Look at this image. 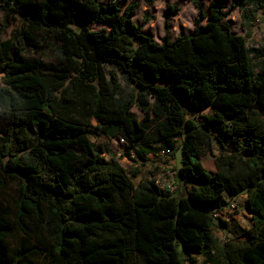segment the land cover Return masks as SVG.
<instances>
[{
	"label": "trees",
	"instance_id": "obj_1",
	"mask_svg": "<svg viewBox=\"0 0 264 264\" xmlns=\"http://www.w3.org/2000/svg\"><path fill=\"white\" fill-rule=\"evenodd\" d=\"M188 1L195 31L171 40L179 8L167 4L156 42L134 21L138 1L0 0V26L20 24L0 40V264H200L211 254L222 258L215 264H264V51L232 31L227 0L207 10ZM231 7L248 25L264 15V0ZM51 39L62 65L26 55ZM106 65L135 96H118ZM149 128L180 151L184 196L153 180L135 186L91 140L122 139L146 160ZM242 193L252 224L222 242L214 213Z\"/></svg>",
	"mask_w": 264,
	"mask_h": 264
},
{
	"label": "rangeland",
	"instance_id": "obj_2",
	"mask_svg": "<svg viewBox=\"0 0 264 264\" xmlns=\"http://www.w3.org/2000/svg\"><path fill=\"white\" fill-rule=\"evenodd\" d=\"M139 2V6L134 15V21L140 25L143 31L150 35L156 42H161L162 38L166 35V19L164 17V11L167 4L177 5L179 10L172 16L169 21L168 35L171 40L177 38L179 35L191 34L195 31V22L198 18V11L195 3L188 0H157L152 5H147L144 1L134 0ZM205 9H208L209 0H201ZM233 0L226 1V18L225 21L231 26L234 33L244 35L247 39L248 47L250 49H261L264 51V15L259 14V18H254L250 24H246L242 17V11L239 8L231 7ZM3 12L0 10V23L2 22ZM206 20L201 22L204 24ZM18 21H13L8 27L0 26V40L6 39L10 36L14 29L19 27ZM93 28L99 29L101 24H93ZM60 43L49 40L42 47L30 49L26 52L28 57L40 58L51 66H60ZM106 69L113 72L116 81L121 86V91L118 96L123 99H128L132 95L135 96L134 85L127 81V79L111 66L106 65ZM0 73V85H3ZM110 77V75H108ZM1 111V107H0ZM132 112L139 118H142V112L134 105ZM197 112L196 115L206 113ZM95 123V122H94ZM0 124V134H1ZM148 147L151 152L147 155L146 160L138 158L134 150H131V154L126 152V142L118 138H109L104 134H94L91 140L99 146L103 155L106 158H114L119 162L131 176L135 186H139L141 182L146 180H153L156 184L164 189H169L170 186L174 187L173 194L181 197L185 195L187 189L191 188V184L186 185L178 175V169L180 166V151L174 152L160 146V143L156 141V137L152 132V128L148 129ZM165 151H162V150ZM217 152V148H215ZM204 166L210 171L215 172L216 166L214 157L207 153L202 157ZM137 170V175H134V171ZM11 192H14V185L11 187ZM246 194L242 193L237 199H229V203L236 205V210H233L229 217L221 216L216 218L217 226L214 228L213 233L216 238L224 242L227 238H238L243 230L248 229L252 224L251 214L247 207ZM220 219L227 221V226L223 227L220 224ZM222 258L219 255L211 254L208 256L199 257L200 264H215L221 262Z\"/></svg>",
	"mask_w": 264,
	"mask_h": 264
},
{
	"label": "built area",
	"instance_id": "obj_3",
	"mask_svg": "<svg viewBox=\"0 0 264 264\" xmlns=\"http://www.w3.org/2000/svg\"><path fill=\"white\" fill-rule=\"evenodd\" d=\"M162 151H165V150L163 149ZM169 190L173 191L174 187L170 186ZM233 210H236V205L234 203H230L227 206H225L224 208L216 210L215 213H214V217L218 218V217H221V216H225V217L228 218L229 214H231V212Z\"/></svg>",
	"mask_w": 264,
	"mask_h": 264
},
{
	"label": "crops",
	"instance_id": "obj_4",
	"mask_svg": "<svg viewBox=\"0 0 264 264\" xmlns=\"http://www.w3.org/2000/svg\"><path fill=\"white\" fill-rule=\"evenodd\" d=\"M240 195H241V194H240ZM240 195H238V196H236V197H233L232 199H237ZM226 197H227L228 200L231 199L228 195H227ZM246 200H247V197H246Z\"/></svg>",
	"mask_w": 264,
	"mask_h": 264
}]
</instances>
